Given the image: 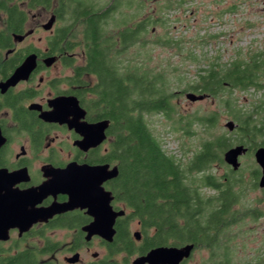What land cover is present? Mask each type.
<instances>
[{"label":"trees","instance_id":"obj_1","mask_svg":"<svg viewBox=\"0 0 264 264\" xmlns=\"http://www.w3.org/2000/svg\"><path fill=\"white\" fill-rule=\"evenodd\" d=\"M118 3L114 1L103 9L87 0H0V12L4 14L0 51L11 48L12 39L23 34L27 9L53 5L56 23L68 20V24L55 28L47 42L48 51L68 55L61 62L73 69L70 84L77 87L75 94L82 98L89 113L112 122L109 128L115 136L112 156L108 154L103 160L109 162L115 155L118 176L113 180V194L117 203L130 211L117 221L111 252L125 250L134 254L139 250L145 254L153 247L169 243L193 244L196 249L211 251L207 264H234L224 241L232 226L241 220L234 208L245 196L247 187L243 186L242 178H236L239 174L223 162V153L236 145L247 147V154L264 147V99L251 100L246 106L234 95L250 90L253 94L264 93V52H249L245 57L221 64L210 62L206 69L198 70L195 81L186 83L183 92L216 99L219 114L233 121L236 128L233 132L209 136L190 157L176 159L165 153L149 128L146 115H162L186 134H192L195 125L207 132L215 128L219 115L178 114L172 102L175 93L171 92L164 73L155 72L143 63L120 59L119 56L139 44L148 32L150 19L127 27L126 17L124 21L116 20ZM111 22L123 29L115 35L108 34ZM78 25L82 26L80 39L73 33ZM77 48L83 58L80 65H74ZM213 164L227 166L228 172L216 176L211 171ZM252 175L250 188L257 189L260 170L256 169ZM210 191L213 195H207ZM248 212L252 219L260 215L255 209ZM129 220L138 222L146 236L139 249L128 239ZM107 259L97 264H118L108 263ZM20 264L38 263L23 255Z\"/></svg>","mask_w":264,"mask_h":264},{"label":"flooded vegetation","instance_id":"obj_2","mask_svg":"<svg viewBox=\"0 0 264 264\" xmlns=\"http://www.w3.org/2000/svg\"><path fill=\"white\" fill-rule=\"evenodd\" d=\"M146 1L153 2L155 10L175 11L195 10L203 0H144ZM51 7L53 5L49 8L36 9L50 10ZM27 11L32 10L27 9ZM51 13L49 19L52 16L56 17L53 11ZM0 14L4 25V14L2 12ZM28 15L29 13L26 12L27 20L22 34L27 35L21 42L35 32L29 29L28 33H25ZM56 22L57 18L54 25ZM43 25H40L41 29ZM54 31L53 27L49 30L51 35L46 39V43L52 38ZM12 41L11 48L0 51V84L5 83L13 75L25 58L35 54L37 59L36 68L27 78L19 80L14 86L5 90L0 88V176H3V178L0 177V264H20L23 255L29 260L34 259L38 264H97L104 258H108V263L133 264L136 258L159 248L153 247L145 254H140L139 250L134 254H129L125 250L120 253L111 252L116 240L119 218H116L113 225L114 235L111 242L97 234L88 237L89 233L85 231V228L92 223L93 218L85 209L80 208L55 214L22 231V226H19L21 223L19 217L24 211L26 212L24 216L27 214L32 217L28 215L31 211L46 210L53 204H64L68 201L66 194L54 191L53 187H45L46 192L44 188L36 189L45 185L53 177H57L54 173L58 170L77 169L85 165L90 167L109 165L110 169L116 166L115 155L113 159L108 160L109 162L103 160L108 154L112 156L110 152L115 136L109 132L112 122L107 119H98V115L89 113L82 98L79 94H75L74 90L77 87L70 84L73 69L69 76L46 77L57 63L65 67L61 59L68 55L51 54L48 47L45 51H38V49L36 51L33 47L17 49L16 43L21 42L15 41V37ZM48 58H55V61L47 67L44 60ZM62 97L76 98L78 107L85 113L84 117H80L81 111L75 109L71 114L64 112L63 116L55 122L53 119L44 121L40 116L43 113L58 111L60 108L56 106L57 102L54 100ZM101 121L108 122L104 132L105 139L99 145L85 151L80 146L83 136L74 128V124L81 129L79 127L81 123L92 125ZM113 180L106 181L103 188L111 194L110 205L113 211L117 212L124 209L119 207V203L115 200ZM30 190L40 194L42 198L39 202L33 204L32 200H23V193ZM127 215L125 212L124 216ZM137 225L139 227L138 222ZM138 233L140 236L136 238L129 229L128 239L137 249L144 244L146 238L140 229ZM151 236L152 234L147 238ZM186 245L176 246L174 243H169L160 247L181 248ZM95 247L104 250L102 257L94 251L91 252ZM194 251H196L195 247L190 256L183 259L180 264H186L192 259ZM86 254L90 256V261H85ZM120 256L123 257L118 260ZM132 257L133 259L130 260Z\"/></svg>","mask_w":264,"mask_h":264},{"label":"rangeland","instance_id":"obj_3","mask_svg":"<svg viewBox=\"0 0 264 264\" xmlns=\"http://www.w3.org/2000/svg\"><path fill=\"white\" fill-rule=\"evenodd\" d=\"M87 1L102 6L103 9L118 1L116 20L122 18L124 21L126 17L127 27L135 22L150 19L148 32L141 37L138 45L119 56L120 59L143 63L144 66L155 69V72L164 73L171 92L175 93L172 102L178 114L185 117L193 115L204 117L214 112L218 113L215 128L207 132L195 125L192 134H186L182 128L173 126V122L166 120L162 115H146L149 128L161 142L166 154L176 159L190 157V153H194L199 148L200 142L209 136L228 133L225 125L230 119L219 114L221 112L216 99L206 97L202 101L190 102L186 99V95L198 94L183 90L186 83L196 80L198 70L206 69L210 62L216 61L221 64L230 62L236 57H245L249 52H264V0H203L195 10L175 11L155 10L153 2H144V0ZM124 3H128L127 6ZM52 11L54 12V6L50 10L36 9L30 12L26 10L29 15L25 33H28L29 29L35 32L29 34L23 42L16 43L17 49L33 47L45 51L46 39L51 32L44 31L40 25L47 23ZM32 19L34 21H31ZM152 21L155 23L152 24ZM115 22L108 24V34L115 35L123 29L121 25V28H118ZM62 24H68V20L56 23L53 28ZM2 30L4 25L0 19V31ZM73 33L77 39H80L82 26H76ZM74 55L76 59L74 65L82 64L80 48L75 50ZM69 68L68 70L57 63L46 77L69 76L72 72V68ZM234 95L238 97L240 104L246 106L251 100L264 99V93L253 94L252 90ZM239 162L240 167L236 171L239 175H236V178H242L243 186L247 189L240 204L234 208L239 211L241 220H238L237 225L232 226L224 242L231 250L234 264H264V189L250 188L254 180L252 172L259 167L253 154H246L239 159ZM227 169V166L213 164L211 171L216 176H222L228 172ZM207 195H213V192H207ZM118 206L127 214L130 213L124 204L119 203ZM254 209L260 213L256 219H252L248 214L249 210ZM129 229L131 234L139 231L135 220H131ZM93 251L98 253L99 257L104 255V250L99 247L92 248L91 252ZM210 252L208 249H196L192 259L186 264H207ZM122 257L117 259L121 260ZM84 258L85 261L91 260L87 254Z\"/></svg>","mask_w":264,"mask_h":264},{"label":"water","instance_id":"obj_4","mask_svg":"<svg viewBox=\"0 0 264 264\" xmlns=\"http://www.w3.org/2000/svg\"><path fill=\"white\" fill-rule=\"evenodd\" d=\"M56 17L52 16L46 24L42 27L45 31L51 30ZM27 35V34H26ZM26 35L15 36V41L21 42ZM36 55L32 54L25 58L23 63L16 68L13 75L3 84H0V88L5 90L10 86H14L19 80L25 79L28 75L36 68ZM55 61V58H48L44 60V64L48 67ZM206 95H196L189 93L186 95V99L190 102L202 101L206 98ZM57 102L56 106L60 108L56 112L43 113L40 117L44 121L53 122L56 119L63 116L64 112H71L75 109L80 110L77 104V100L74 97H62L54 100ZM63 109V111H62ZM80 117H84L82 110ZM61 115V116H60ZM51 118V119H49ZM108 122L101 121L96 124L81 123L78 128L74 124V128L83 136V140L80 141V146L86 151L89 148L99 145L105 139V130ZM70 126V125H69ZM229 132H233L236 125L233 121H228L225 125ZM3 142V140H1ZM248 153V148L243 145H236L227 149L223 153V162L229 166L232 171L236 172L239 170L240 162L239 159ZM254 160L260 169V176L257 182L259 189H264V147L256 149L253 153ZM57 177H53L45 185L40 186L36 189H45V187H53L54 191L68 196V201L64 204H53L46 210L31 211L27 216L25 211L20 215L19 226H22V231L28 230L32 224L46 220L55 214L70 211L76 208L85 209L87 214L93 218L92 223L85 228V231L90 237L93 234L99 235L104 240L111 242L114 230L113 225L116 218L123 217L125 215L124 210L114 212L110 203L112 196L106 192L103 188V184L106 181L113 180L118 176V167L114 166L111 169L109 165L102 166H82L81 168L72 169L68 168L65 170H58L54 173ZM53 174V176H55ZM3 178V176H0ZM59 177V178H58ZM57 187V188H56ZM34 189V190H36ZM38 192L30 190L24 192L22 197L23 200H32L33 204L39 202L42 198ZM40 193V192H39ZM139 233H134V237L139 238ZM194 249L193 244L186 245L181 248L174 247H159L149 251L146 255L140 256L133 261V264H180L183 259H187Z\"/></svg>","mask_w":264,"mask_h":264}]
</instances>
